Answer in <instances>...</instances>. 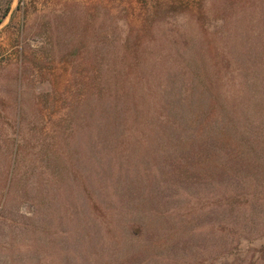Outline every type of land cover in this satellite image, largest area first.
I'll return each mask as SVG.
<instances>
[{"label":"rangeland","instance_id":"374dc122","mask_svg":"<svg viewBox=\"0 0 264 264\" xmlns=\"http://www.w3.org/2000/svg\"><path fill=\"white\" fill-rule=\"evenodd\" d=\"M0 264H264V0H0Z\"/></svg>","mask_w":264,"mask_h":264},{"label":"trees","instance_id":"16d2710c","mask_svg":"<svg viewBox=\"0 0 264 264\" xmlns=\"http://www.w3.org/2000/svg\"><path fill=\"white\" fill-rule=\"evenodd\" d=\"M220 51L222 52L223 49H219V52ZM226 57L227 56L224 53H221L219 55V62L222 63V65L219 68L218 73L221 76L222 82L224 84H228L229 82L233 81L231 76H229L228 73H227V71L229 69V62L230 61ZM225 58H226V60H225ZM211 84H212V82L208 83L207 91L205 90L204 87H202L203 91H206V92L211 91V87L213 86V85L211 86ZM202 86H203V84H202ZM191 89H193V87H190V86L185 87V89H184L185 90V92H184L185 96L191 94ZM186 91H188V92H186ZM225 93H226V90H225ZM233 101H234V99H233ZM182 102H183V99L179 100V106L181 105L182 112H183L184 116L186 117V119H182V120H184L185 122L181 124V123H179L177 121V119H172V121H166L165 124H169L170 126H172L173 128H176V129H184L186 126L190 127V128H195L197 130L198 134H201V133H206L207 134V132L210 133L212 131V135H213L215 132H217V130L215 129V120L213 119V116H214L213 113H215L213 109L210 111V113H208V117L195 116V117L191 118V116H187L185 114L184 106H185L186 102L184 103V105H182ZM235 103H236V98H235ZM214 104H213V107H214ZM186 107L188 108V106H186ZM235 110L237 111V106H236ZM114 119H110V122H109L110 129H113V127H115L119 123L117 118H116V120H114ZM122 122L123 121H120L121 124H124ZM213 123H214V125H213ZM205 125H206V128H205ZM212 125H213V127H212ZM124 127H125V130H126V129H129L131 127V125L125 124ZM163 128H164V126L162 127V129ZM208 135H210V134H207V136Z\"/></svg>","mask_w":264,"mask_h":264}]
</instances>
